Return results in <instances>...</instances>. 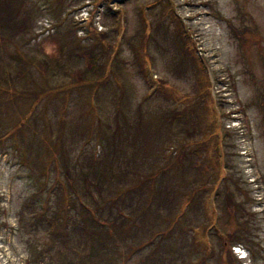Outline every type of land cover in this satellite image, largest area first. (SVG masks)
Listing matches in <instances>:
<instances>
[{
	"label": "rangeland",
	"instance_id": "obj_1",
	"mask_svg": "<svg viewBox=\"0 0 264 264\" xmlns=\"http://www.w3.org/2000/svg\"><path fill=\"white\" fill-rule=\"evenodd\" d=\"M58 2L28 0L27 23L0 30V264L86 257L90 250L74 240L32 261L30 247L49 241L38 213L53 205L67 222L71 194L95 211L92 195L66 174L113 173L135 152L144 166L113 178L140 191L142 210L105 225L112 237L100 263L264 264V0ZM88 63L95 73L80 83ZM139 110L137 148L131 137L101 143L119 125L128 130ZM162 112L186 117L161 125ZM187 141L199 153L191 170L164 176L162 186L173 189L166 205L177 212L169 215L151 201L156 175L163 178L161 167L176 163ZM201 190L195 212L190 192ZM69 210L81 217L79 206ZM236 232L248 241L229 257L226 239Z\"/></svg>",
	"mask_w": 264,
	"mask_h": 264
},
{
	"label": "trees",
	"instance_id": "obj_2",
	"mask_svg": "<svg viewBox=\"0 0 264 264\" xmlns=\"http://www.w3.org/2000/svg\"><path fill=\"white\" fill-rule=\"evenodd\" d=\"M27 1L28 0H19V1L0 0V30L1 28L3 29L9 28L11 30L16 29L17 28L15 24L16 19H19L20 24L24 23L23 25H25L27 23L28 19L30 18V15L26 11V8H25ZM64 1L65 0H59L58 3L62 4ZM22 15L23 17L20 20V17ZM105 16H106V20L108 21V19L114 15L113 14L111 15V12H110L106 14ZM22 29H25V27ZM145 40L146 38H143V43L146 46ZM95 65L96 64H94V68H93V64L88 63L89 67L86 66L85 72H82L79 76L80 83L81 81L82 83H85L89 79V77L92 76L91 74L88 75V73H95L94 72ZM139 111H140L139 119L137 118L136 123L129 122V124H131L132 126L129 125L127 127L128 130L122 129L124 133L121 132V126L119 125L116 133L112 136L113 139L111 137L109 138L108 135H104L100 137V139L102 140L101 143H105V145H107V142L109 144L113 140L117 139L118 137L120 138H130L131 137L130 139V141H132L131 144L135 145V146L133 145L132 146L137 148L138 143H139L138 141L141 138L140 127H141L142 118H143L141 110ZM179 114L180 115H178L177 113L172 114V116L169 117L170 120H168L167 114H163L162 112L161 125H163V123H166L167 121H169L168 123L171 125L179 123V122L181 124L182 123L181 121L186 116H185V112H183L182 114L181 113ZM195 128H194V131L196 130ZM130 133H132V136ZM191 133L192 131H190L188 134H191ZM188 144H189L188 141L186 143L181 144L180 155L177 156L176 163L169 164L166 166L163 165V167H161L160 176L163 178L159 179V175H156L157 178L155 181V184H156L155 189L157 193L155 194L153 193L151 201L152 203L159 204L160 206L162 205V206L168 207L166 210L169 211L167 213L169 215H172L176 212V206L172 207L171 205H166L167 202H171V200H167V199L173 196V193L171 191L173 189L172 188L165 189V188H168L169 185L162 186L164 182V176L167 175L169 168H173L174 171L175 172L177 171L178 173H182V171L186 172L188 170H191V167L194 164V159H196V157L198 156L197 154L199 153V151L192 152L191 150L187 149L186 145ZM115 145H116V142H115ZM141 146L143 147V145ZM146 151H148L147 153H150V151L147 150L146 148H144L141 153L146 154ZM153 151L154 150L152 149V152ZM137 155H139V153L135 152L131 160H129L128 162L124 160V165L123 166L120 165V169L115 170L113 173H106L104 170L100 168L97 169L96 167L93 168L94 170L92 168L90 170V168L85 169L83 167L81 170V174L75 175L76 178L74 176L71 177L69 173L66 174L67 177H70V181L72 182V185L75 184L76 186V184H78V180H80L81 188L86 191L85 195L86 196L92 195L91 196L92 203L96 205L95 211H93L91 207L89 206V204L85 202L83 199H82L81 205L78 204V202L75 201L76 198L71 194V197L74 199L73 200L71 198V201H70V203H73L72 206L68 205L66 207H63V209L70 212L71 216L67 215L68 221L63 222V220L59 218L60 211L62 210L54 208L53 205H51V207L48 205V207L45 210L38 213V218L41 219V221L42 220L45 221L47 225L46 229L49 231L48 233L49 241H48V244L46 245L47 247L42 248V249L39 248L40 250H37L35 246L30 247L31 253H33L32 261H39L40 259H42V257H44V255L48 251H52L53 248L56 246H59V247H62V245L66 246L65 249L67 250L68 244L76 240L77 243H79L80 245L86 246V248L90 250V253H88L86 257L82 256L83 258H80V259H76V257L69 258L67 261H65V264H102L100 263L101 259L107 256L106 254L108 251L107 245H109V240L112 237L111 231L105 225L109 223L111 226L118 227V225H121L125 222V218L127 217L126 210H132L133 215L134 214L138 215L137 213L139 211H137L136 209H139L140 211L142 210L138 208L140 207V205L137 206L138 203L141 202L140 191H138V189L136 188L132 190L122 189L118 185L114 184V178H113V177L117 178V176H120V177L122 176L118 174H124L125 176H128L130 175L129 173L131 171L135 173V171L140 170L144 166V164L142 161H137V158H138ZM105 156L106 157L109 156L106 149H105ZM180 157H183V158H180ZM128 164L130 165V167L127 166ZM145 175H147L146 178H149V177L155 178L154 176L155 174L150 175L149 171ZM192 185L194 184L190 183V186ZM140 187L142 188L141 184H140ZM94 189H96L98 192L97 196L93 195ZM114 190L118 192L114 193L113 192ZM148 190L149 188L146 189V191ZM204 191L205 190H201L198 192H190L191 199L189 200V202L192 203V208L193 210H195V212H197L195 206L196 207L199 206L196 200L198 201L199 199L202 198ZM106 192L109 194L108 196L109 200L107 202H106L107 196H105ZM164 193L166 194V196L161 197V195ZM98 199L101 200L102 202L101 205ZM194 202L196 203L194 204ZM76 206H79L80 208H82L81 213H80L81 214L80 218H77L75 215H72L71 210H69V208L76 207ZM106 208H108L107 210L111 209V211H108L111 214H108V215H112V219H108L104 214L105 212L103 213L104 209L105 211H107ZM179 215H181V213ZM185 215L186 213L184 212L181 215V217H184ZM70 219H73V223L69 221ZM71 223L73 224V229L69 231L68 229ZM244 236L245 235L243 234V232H236L234 235H230L228 239L224 238L227 240L226 245L228 247V251H227L228 256L232 254V250H231L232 246L243 243L242 239ZM245 238H246L245 240L248 241L246 236ZM234 239H238V240H234ZM62 254L66 255L67 253L64 252L62 249L61 255Z\"/></svg>",
	"mask_w": 264,
	"mask_h": 264
}]
</instances>
